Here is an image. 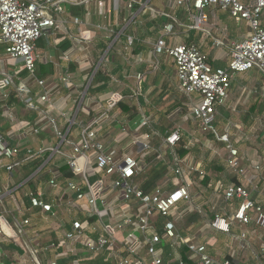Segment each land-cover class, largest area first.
<instances>
[{
	"label": "built area",
	"instance_id": "built-area-1",
	"mask_svg": "<svg viewBox=\"0 0 264 264\" xmlns=\"http://www.w3.org/2000/svg\"><path fill=\"white\" fill-rule=\"evenodd\" d=\"M174 1L176 6L186 3V0ZM189 1L195 8L194 21L188 26L189 30H198L207 36L218 32L207 13L210 7L229 11L232 16L246 20L250 25V32L245 38L229 40L225 33L224 40L218 41L219 45H225V41L229 44L231 59L227 66L215 67L195 44L172 46L167 44L163 36L158 39L153 51L156 56L166 54L176 64L179 90L189 101L187 111L182 115L183 120H191L198 125L200 132L213 135L215 140L209 138L203 143L212 154L220 155L222 152L214 148L215 141L223 143L229 168L243 179L242 183H222L217 192L221 193L225 201L240 200L235 211L231 215L217 213L213 218L193 197L191 175L196 170L200 171V165L188 162L187 158L181 157L175 151L183 137L181 127L163 137L165 147L172 150L169 174L180 178L177 187L167 190L164 184H158L153 192L145 193L140 188L137 177L152 166V162H145V155L150 154L153 149L152 135H131L127 129L122 128L121 137L117 138L119 142L121 138L131 136L132 143L144 154L141 160L130 153L119 154L116 149L108 152L102 141V132L107 125H113L117 121L118 112L113 111L123 100L122 94L111 93L105 98V105L98 99L101 107L99 113L82 126L80 140H72L69 138L71 125L68 123L63 130L60 129L58 119L52 114L58 106V100L49 91L47 80L37 77L38 41L47 32L54 38L72 37L70 22L65 16L66 5L94 3L97 14L102 16L107 13L110 3L116 12L139 7L153 18L162 16L163 13L143 0H0V39L6 46L9 59L14 63H21L26 76L16 82L10 75L5 74L0 79V90L5 97L8 96L5 90L13 87L25 107L37 111L38 119L33 124L36 133L50 127L61 145L66 144L72 148L70 153L54 151L52 155L55 156L58 152L63 157V164L56 169L67 166L72 174L67 176V173L58 171L49 180L48 187L58 190L56 205L46 199L48 194L43 191L36 189L26 192L25 197L28 199L25 202L0 186V236L26 237V226L32 224L31 218L26 215L33 213L38 223L56 225L54 229L63 228L59 241H47L43 248L44 252L63 248L58 257L78 255L81 250L86 249L95 255H105L114 264H164V245L170 243L175 250L182 245L187 246L191 258L197 264H239L232 259L219 261L212 257L203 238L209 232L231 235L236 222L241 225L255 222L264 229V198H259L264 193V184L260 188L258 183L260 179L264 181V151L257 157L240 151L236 145L240 139L236 135L242 134L243 125L230 123V130L224 132L219 131L217 126L218 114L221 107L228 103L230 89L237 74L256 70L264 77V0L251 3L244 0ZM87 15L89 17L90 13ZM167 16L169 22L163 27V35H174L176 26L182 24L175 16ZM73 21L78 25L89 22L80 17ZM98 28L108 36L114 32L102 25H98ZM72 39L76 45L63 51L64 58L69 62L76 60L78 54L75 51L82 52L92 41L89 30L81 31L79 36ZM91 74L94 75L93 69ZM27 79L35 80L38 95L34 94ZM141 79L142 77L140 81ZM62 80L67 86L76 85L70 74H66ZM87 93L86 87L82 92L83 99ZM61 116L68 119L65 112ZM255 122L252 131L262 124L259 118H255ZM148 124L145 117L140 127ZM198 142L200 141L195 135L189 136V145ZM28 153L33 154L32 151ZM154 153L157 154V159H165L164 151L158 149ZM20 154L18 146H11L0 135V168L4 167L12 173L21 164L17 160ZM253 176L257 178L255 183L252 181ZM8 193L14 203L12 209H8L5 204ZM68 208H73L78 215L72 218L60 216V212L69 215ZM196 212L202 216L203 225L184 237L178 230V223ZM236 238L251 247L250 232L247 229L242 230ZM24 247L34 264H43L28 239L25 240ZM260 249L264 253V240ZM58 257L49 259L47 264H59Z\"/></svg>",
	"mask_w": 264,
	"mask_h": 264
},
{
	"label": "crops",
	"instance_id": "crops-1",
	"mask_svg": "<svg viewBox=\"0 0 264 264\" xmlns=\"http://www.w3.org/2000/svg\"><path fill=\"white\" fill-rule=\"evenodd\" d=\"M143 1H146L156 10L163 13V15L153 18L148 12H145V10H140L139 7L132 10L123 9L121 12H116L113 10L110 3L107 8V13L102 16L97 14L94 3L89 5H66L65 16L70 22L69 28L72 37L79 36L81 31L89 30L92 39L91 44L90 46H85L82 52L78 50L75 51V53L78 54L76 60L69 62L64 58L63 51L76 45L72 37L68 36L64 39L54 38L50 32H47L37 43V77L47 80L49 91L58 100V106L52 114L60 122V129L63 130L68 123L71 125L69 138L72 140H77L76 137L71 136L75 123L78 124L79 133H81L82 126L86 125L93 115L97 112L99 113L101 107L97 102L98 99H101L105 105V98L108 95L115 92L121 93L123 96L121 103H129L131 109L129 111H124L123 107L120 106L121 103H119L113 111L118 112L116 113L117 121L113 125H107L102 132V141L106 145V150L108 152L116 149L119 154L130 153L141 160L144 154L132 143L131 136L121 138L119 142L117 138L121 137L122 128L127 129L131 135L150 133L152 135L151 143L153 149L150 154L145 155V162L150 163L151 161L149 158L155 155L154 151L158 149L163 151L167 148L163 141V137H166V135L165 132L162 131L166 122L173 124L176 127L175 129L181 127L183 131L188 134V136L187 134L185 135L187 141L190 135H195L199 138L198 140H200V142H203L198 136L199 132L196 125L193 124L191 120H183L182 115L187 111L189 101L179 90L177 75V80L169 77L170 73L165 69L163 64V62L166 64L173 63L172 59L166 54L156 56L153 52L158 39L163 36L167 44L172 46L183 43L195 44L209 57L211 63L215 67H223L224 60L227 61L230 48L227 41H225V45H219L218 41L221 39L224 40L225 33L228 35L229 40L243 39L249 34L250 25L245 20L248 30L244 31L240 28L232 35V30L225 16V10L211 7L207 10V13L210 22L218 28V32H215L212 36H207L200 31L188 29V26L194 21L193 17L195 13V8L189 0H186V3L180 6H176L174 0ZM244 1L251 3L256 0ZM88 12L90 13L89 17L87 15ZM167 15L175 16L182 25L176 26L174 35L164 36L163 27L165 23L169 22V17ZM78 17L82 18L84 21L88 20V24H75L73 20ZM242 20L243 19L238 18L239 26ZM98 25L108 27L114 31L113 34L111 36L106 35L98 28ZM2 46H5V44L0 39V79L5 74L10 75L16 82L25 79L26 76L21 63L12 62L6 54V50L2 52ZM96 68L99 70L96 71ZM92 69L94 73L93 76L91 74ZM66 74L72 76L73 82L76 83L75 86H67L63 82L62 78ZM91 77L93 78L89 81ZM140 77H142L141 81ZM27 83L32 88L34 94L38 95L39 90L36 88L37 85L35 80L27 79ZM233 85L234 83L232 86ZM86 87L88 93L83 99L82 92ZM5 93L8 96L4 97L3 91L0 90V135H2L11 146H18L20 148L21 154L17 157V160L21 162L20 166L28 162L25 158L28 155L44 156L48 150L50 154L42 165L32 175L25 179H22L23 175L18 172V167L15 168L12 173L4 167L0 168V186L4 191L13 193L19 200H25L26 202L28 198L25 197V193L34 191L30 189L27 183L31 179H34L35 190L37 189L47 193L46 199L56 205V203H58V190L48 187V182L51 178L49 180H47V178L52 177L58 171L62 173H66L67 171L64 172L62 169H56L57 166L63 164L62 155L58 152L55 153V156L52 155L54 151H66L70 153L72 148L66 144L61 145L55 132L50 127L40 133H36L33 129V124L38 116L37 113L29 111L23 104L14 99L15 90L13 87L7 88ZM250 95L251 93L249 91L247 97L249 98ZM231 96L233 100L234 95L231 93L227 105L221 107V112L218 114L217 118L218 121L221 118L225 119V113L228 110L232 113L233 109L231 110L230 108L232 107L229 105ZM248 98L246 101H248ZM170 105L174 106L171 110L167 111ZM62 112L66 113L68 119L67 117L61 116ZM82 112L83 115L81 116ZM133 112L136 114L132 115ZM145 117L149 121V124L140 127ZM69 121L72 122L70 123ZM189 122L191 123L190 128L185 125ZM230 123L243 125L242 122L234 119L232 115L224 124L225 130H230ZM243 130L245 131V128H243ZM246 135L245 133L242 138L239 134L236 135V137L240 139L236 144L240 151H246L251 157H257L259 154L263 153V150L260 151L257 147H240L239 143L243 141ZM158 141L160 145L155 146V142ZM58 148L59 150H57ZM214 148L222 151L220 157L226 161V150L224 145L215 142ZM28 151H32L33 154H29ZM207 154L210 155L211 159L214 157L212 153L207 152L206 149L199 154V157L194 153H188L184 156V158L188 159V162L191 161L195 165H200V171L196 170L191 175L193 179V190L199 189V192L206 191L207 188L212 185L210 183L208 187H206L204 184L200 183V180L205 175L203 167L205 166L204 160L205 157L207 158ZM2 160H4V158ZM4 162L7 161L4 160ZM48 167L49 170H47ZM46 170L47 172L45 175ZM173 175L174 174L165 175L159 181V184H164L167 190H173L177 187ZM230 175H234L231 169L229 173L222 175L224 178L222 181L224 185H226L224 182ZM67 176H69L68 172ZM256 179L255 176L252 177L254 183ZM237 180L239 183L244 182L239 176H237ZM173 181L175 184H173ZM9 193L5 204L8 209H12L14 203ZM196 201L199 202L198 200ZM201 205L204 206L203 209L209 216L215 212L231 215L236 209L229 208L221 193L219 194L215 191L212 192L209 199L205 200ZM68 209H66L67 212ZM69 211V215L60 212V216L72 218V216H75L77 213L73 208L69 209ZM251 225H240V231L228 236L230 238L227 245L228 252L229 254L231 253L236 260L240 259L247 249L250 248L246 246L247 243L236 238L240 235L242 230L247 229L250 232L251 247L257 240L260 242L261 246L263 240L261 236L263 235L262 229H260L261 227L259 228V226L253 228ZM51 227L55 228L54 225ZM252 229H255L254 232H252ZM183 236L186 237L187 235ZM0 237L14 241L16 244L23 247L27 239V237L12 238L8 235H2ZM206 237H209V234ZM254 239H256L255 242ZM8 256L6 250L2 249L0 244V264H5ZM11 264L15 263L12 262Z\"/></svg>",
	"mask_w": 264,
	"mask_h": 264
},
{
	"label": "trees",
	"instance_id": "trees-1",
	"mask_svg": "<svg viewBox=\"0 0 264 264\" xmlns=\"http://www.w3.org/2000/svg\"><path fill=\"white\" fill-rule=\"evenodd\" d=\"M225 16L227 19L228 24L230 25L232 35L235 34V32L241 28V30L247 31L248 26L245 22V20H242L239 26L238 18L232 16V14L229 11H225ZM264 24V22H263ZM256 71V70H255ZM253 75L259 76L260 80L256 83V89L254 92L251 93V95L248 98V101L246 104H244V107L240 109V114L237 116V121L242 122L244 125V128L246 130V133L252 136H257V139H252L250 141L244 142L242 146H256L260 151H264V83H263V75L256 71L253 72ZM234 83V81H233ZM232 83V84H233ZM14 99L23 104L20 99L14 94ZM24 105V104H23ZM25 106V105H24ZM120 106L123 107L124 111H129L131 109L129 103L122 102ZM174 105H170L167 108V111L171 110ZM246 106V107H245ZM27 108V107H26ZM28 109V108H27ZM31 112L37 113V111L30 110ZM38 114V113H37ZM136 113H132V115H135ZM226 117L225 119L221 118L217 122V126L219 131L224 132L225 127L224 124L227 121V119L232 117V113L230 110H228L225 113ZM255 118H259L262 122L261 125H258L255 131H252L251 128L255 126ZM235 119V117H234ZM165 127L163 128V132H165V135H169L176 127L173 124H170L169 122H166ZM187 127H191V123L189 122ZM193 127V126H192ZM174 128V129H173ZM167 131V132H166ZM183 137L181 142L178 143V145L175 148V151L181 156L184 157L188 153H194L196 156L199 157V154L203 151V143L205 142H198L195 145H189L187 139L185 138L186 132L183 131ZM188 136V134H187ZM198 136L201 138V136H204L202 133H198ZM209 138L212 140H215L213 135L209 134ZM216 142V141H215ZM221 143V142H219ZM223 144V143H222ZM240 144V143H239ZM160 145L159 141L155 142V146ZM208 150V149H207ZM165 159H157V154L152 155L149 159L152 162V166L145 172L141 173L137 177V181L140 185V188L145 193H151L153 192L156 187L159 184V181L170 172V166H171V159L172 154L170 151H172L170 148H165L164 150ZM210 152V151H207ZM49 150L44 156H34V155H26L25 157L27 159V163L23 164L22 166L18 165L17 168L18 172L23 175L22 179H25L32 175L45 161L47 156L49 155ZM214 157L212 159L210 158V155L207 154V158L205 157V163H204V170L205 175L200 180L201 184H204L206 187L211 183V187H208L206 191L199 192V189L193 190V197L196 198L195 200L198 201H205L209 199V196L212 195V192H218L219 187L223 183V177L222 175L225 173H229L230 169L225 160H223L219 154H212ZM209 157V159H208ZM25 159V160H26ZM62 171L68 172L69 175H72L71 172L68 170L67 166L62 167ZM66 172V173H67ZM236 175L235 173H233ZM230 175L228 179L224 182L226 184L231 182L239 183L237 180V176ZM231 179V180H230ZM259 187L263 188L264 181L262 179L259 180ZM27 185L30 186V189L35 190V181L34 179H31ZM260 199L264 198V193L259 196ZM221 199V198H219ZM229 208H237L240 204V200L236 199L233 202L225 201ZM217 212L213 213L211 217H215ZM223 214V213H220ZM78 215V213L75 214V216ZM224 215V214H223ZM26 217L31 218V225L26 226V237L28 241L33 245L34 249L36 250V246L41 249V252H37V255L42 260L43 264H47L49 259H56L60 253H62L63 248H59V250L52 249L48 252H44L43 248L47 241H59L60 236L62 237L63 234V228L54 229L51 227L50 224L45 223H38L37 220L34 218L33 213H28ZM84 218V217H82ZM203 225V218L200 214L191 213L184 221L178 223V230L183 235H189L194 233L199 227ZM240 225L238 222H236L232 228V234L235 232L240 231ZM249 226L251 224H248ZM253 228H255L257 225L255 222L252 223ZM65 228V227H64ZM257 228V227H256ZM260 228V226H259ZM262 229V234L264 240V229ZM66 230V229H65ZM255 229H252V232H254ZM209 234V237H206ZM204 238L203 242L206 244L208 253L214 257L215 259H218L219 261H222L223 259H232L233 261L239 263V264H247V263H258L262 262L264 264V253L261 252L260 249V242L257 240V243L253 244L252 247L248 248L247 251L244 253V255L240 259H235L234 256L228 252V243H229V237L231 235L223 234V233H208ZM0 244L2 249L6 250V253L9 255L6 258L5 264H11L12 262L15 264H34L30 255L29 258H25V260H22V255L26 254V248L23 246H19V244H16V242L3 239L0 237ZM165 248V260L164 264H197L192 258L191 254L189 252V249L187 246L182 245L181 247L177 248L176 250L171 247L170 243H166L164 245ZM83 249V248H82ZM28 254V253H27ZM259 258L261 259L260 261ZM59 264H73L75 262L76 264H114L112 260H107L105 255H95L91 252L87 251L86 249L81 250V252L78 255H62L57 258ZM79 261V262H77ZM3 264V263H2Z\"/></svg>",
	"mask_w": 264,
	"mask_h": 264
},
{
	"label": "rangeland",
	"instance_id": "rangeland-1",
	"mask_svg": "<svg viewBox=\"0 0 264 264\" xmlns=\"http://www.w3.org/2000/svg\"><path fill=\"white\" fill-rule=\"evenodd\" d=\"M219 10H221V9H219ZM195 31H198V30H195ZM249 31H250V27H249ZM4 50H6V46H2V52ZM36 54H37V49H36ZM229 54H230V52H228L227 61L224 60V63H223L224 66L225 65L227 66L228 63H229V61H230V59H231V57H230ZM163 64H164L165 69L170 73L169 74V77H171L173 79H176V75H177V67H176V64L174 62L173 63H168V64H166V63L163 62ZM253 72H256V71L253 70V71L248 72V73H239V74H237L236 79H235V82H234V85L230 89V94L232 93L234 95V97H233V100H232V96H231V101H230V104L229 105H230V107H232L230 109L231 110L233 109L232 110V115L235 117V119H237V116L240 114V109H242L244 107V104H246V102H247L246 100L248 98L247 95H248L249 91L254 92L255 89H256V83L260 80V77L259 76H256V75H253L254 74ZM263 83H264V79H263ZM36 88H38V87L36 86ZM82 115H83V112H82L81 116ZM188 121H190V120H188ZM58 123H59V126H60L61 125L60 122H58ZM196 128L198 129V132L201 134L202 132L199 131L198 125H196ZM245 133H246V130L243 131L242 134H239V135L241 137H243ZM202 134L204 136H201L200 139L201 140H204V141H208L209 140V134L208 133H202ZM71 136L76 137V139L78 141L80 140L79 126H78L77 123H75V125L73 127V131H72ZM252 137H254V138H252ZM251 138L258 140V137L257 136H252V135L247 134L243 138V141L240 143V147H243L242 145L244 144V142L250 141ZM202 146H203V151H204L206 149V148H204L205 145L203 144ZM254 147H256V146H254ZM206 151H208V150L206 149ZM47 170H49V167L47 168ZM47 170L45 171V175H46ZM173 176L175 177V181L178 184L179 181H180L179 180L180 178L177 177L176 175H173ZM50 178L51 177H48L47 180H49ZM199 203L202 204L203 201L200 200L198 202V204ZM0 209H1V207H0ZM16 215H18V212L16 213ZM57 221H59V220H57ZM54 226H56V225H54ZM209 233L212 234L213 232H209ZM255 240L256 239H254V242H255ZM256 243H257V241L255 242V244ZM36 250H37V252H41V249L39 247H37V246H36ZM22 256H23L22 257V260L23 261L25 260V258L26 259L29 258V254H24ZM259 260H261V259L259 258Z\"/></svg>",
	"mask_w": 264,
	"mask_h": 264
}]
</instances>
